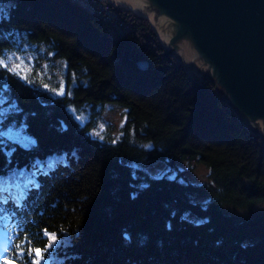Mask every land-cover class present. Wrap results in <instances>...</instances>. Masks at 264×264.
<instances>
[{
  "label": "trees",
  "instance_id": "obj_1",
  "mask_svg": "<svg viewBox=\"0 0 264 264\" xmlns=\"http://www.w3.org/2000/svg\"><path fill=\"white\" fill-rule=\"evenodd\" d=\"M115 8L131 28L114 39L70 0H0V188L35 174L26 201L0 213V264L17 245L40 248L41 264H264L261 137L212 81L163 55L147 17ZM26 51L24 74L1 62ZM108 102L124 120L94 135ZM181 158L206 178L189 179ZM158 159L176 172L150 175Z\"/></svg>",
  "mask_w": 264,
  "mask_h": 264
},
{
  "label": "water",
  "instance_id": "obj_2",
  "mask_svg": "<svg viewBox=\"0 0 264 264\" xmlns=\"http://www.w3.org/2000/svg\"><path fill=\"white\" fill-rule=\"evenodd\" d=\"M121 4L146 17L145 12ZM145 11L173 22V38L167 45L151 25L163 55L174 56L192 76L212 81L219 100L264 143V134L254 126L257 122L264 126V0H148ZM184 40L198 51L208 70L185 63L177 54ZM124 55L130 58L128 52ZM136 65L144 68L146 61L137 60Z\"/></svg>",
  "mask_w": 264,
  "mask_h": 264
},
{
  "label": "rangeland",
  "instance_id": "obj_3",
  "mask_svg": "<svg viewBox=\"0 0 264 264\" xmlns=\"http://www.w3.org/2000/svg\"><path fill=\"white\" fill-rule=\"evenodd\" d=\"M33 53L35 54V52ZM1 62L3 63L8 62L10 64L11 69L21 74H24L25 71L29 69V65L33 63V54L30 51H26L24 54H19L17 52H10L7 54V56L4 59L1 60ZM54 64L56 65V68L54 69L56 75L55 79L61 82L60 88L57 90V92H62L63 91L62 88L64 87V83L62 79V71L65 66V63L63 59H57L55 60ZM46 65L47 64L45 63L42 64L43 69H46ZM82 117H85V113H82ZM123 120H124L123 107L115 103H109V102L105 103L99 112L98 120L91 128V133L100 136L106 131L108 126H112L114 130H116L122 124ZM112 133L115 134L116 132L113 131ZM8 135L16 139L26 138L25 136L19 137L21 134L17 131H9ZM143 143L147 146L150 145V142L148 141ZM176 163H177V168L182 170V172L185 175H187L189 179H192L194 181H203L207 176L208 169L198 160L195 161L193 163L194 165L192 166L190 165L191 162L187 158H181ZM148 172L150 175L156 176L161 174L173 175L176 171L174 169L169 168L167 164H165L162 160L158 159L149 166ZM198 198L203 199V197L201 196H198Z\"/></svg>",
  "mask_w": 264,
  "mask_h": 264
},
{
  "label": "snow or ice",
  "instance_id": "obj_4",
  "mask_svg": "<svg viewBox=\"0 0 264 264\" xmlns=\"http://www.w3.org/2000/svg\"><path fill=\"white\" fill-rule=\"evenodd\" d=\"M30 139V138H29ZM49 167H53V164L50 162ZM20 178L13 179L11 183H8L5 187L0 188V213L8 211L9 206H12L15 210L19 208L25 201L26 198L30 196V193L33 189L34 177L35 174H32L30 177H25L24 173L19 174ZM135 195V193H133ZM55 235L49 236L48 248L45 251H49L52 247V241ZM20 248V251L16 253V256L10 261L5 256L2 264H17L18 258H23L26 261V264H41V249L31 248L27 249L28 255L25 256V249L22 245H17ZM35 251V259H30L32 252Z\"/></svg>",
  "mask_w": 264,
  "mask_h": 264
},
{
  "label": "clouds",
  "instance_id": "obj_5",
  "mask_svg": "<svg viewBox=\"0 0 264 264\" xmlns=\"http://www.w3.org/2000/svg\"><path fill=\"white\" fill-rule=\"evenodd\" d=\"M114 3H125L130 7H135L138 10L145 12V15L149 23L158 31V35L162 37V42L166 45L173 38V30L171 28L172 21L164 18L157 17L154 11H145L148 8V0H114ZM178 55L185 61V63H193L196 67L202 70H208L204 62L199 58V53L195 50L189 41L184 40L178 44ZM262 134H264V126H261L259 122L255 125Z\"/></svg>",
  "mask_w": 264,
  "mask_h": 264
},
{
  "label": "built area",
  "instance_id": "obj_6",
  "mask_svg": "<svg viewBox=\"0 0 264 264\" xmlns=\"http://www.w3.org/2000/svg\"><path fill=\"white\" fill-rule=\"evenodd\" d=\"M90 4L95 7L96 10L100 11L102 14L109 18V25H107L106 30L108 34L113 36H119L123 33L124 26H130L125 20L122 19L119 12L116 10L117 3L110 2L109 0H79Z\"/></svg>",
  "mask_w": 264,
  "mask_h": 264
},
{
  "label": "bare ground",
  "instance_id": "obj_7",
  "mask_svg": "<svg viewBox=\"0 0 264 264\" xmlns=\"http://www.w3.org/2000/svg\"><path fill=\"white\" fill-rule=\"evenodd\" d=\"M70 1L76 3L80 7L84 8L85 10H87V11L93 13L94 15H96L97 17H99L100 20L105 24L106 27H107V25H109V18L107 16H105L104 14H102L100 11L96 10L95 7H92L90 4H87L84 1H79V0H70ZM130 28H131L130 26H124L123 33L130 30ZM109 35L114 37V39H115V37H117V36H113L112 34H109Z\"/></svg>",
  "mask_w": 264,
  "mask_h": 264
}]
</instances>
